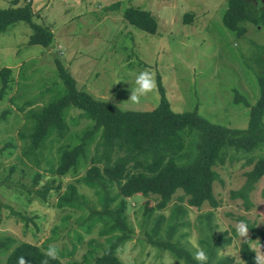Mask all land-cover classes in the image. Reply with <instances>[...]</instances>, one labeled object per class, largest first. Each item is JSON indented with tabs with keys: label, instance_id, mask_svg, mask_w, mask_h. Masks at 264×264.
<instances>
[{
	"label": "rangeland",
	"instance_id": "1",
	"mask_svg": "<svg viewBox=\"0 0 264 264\" xmlns=\"http://www.w3.org/2000/svg\"><path fill=\"white\" fill-rule=\"evenodd\" d=\"M14 1L0 0V8L11 7ZM31 1L34 22L51 30L54 38L47 48L28 45L31 29L23 22L0 35V71L2 68L11 71L9 88L0 100V116L5 114V119H0V200L5 206L1 210L0 238L11 237L14 241L9 252L0 255V264H5L10 251L21 243L45 249L49 244L55 245L62 264H94L106 245V237L99 235L101 224L85 232L78 226L83 213L59 209L57 200L73 184L89 204L98 208L93 192L83 188L81 180L92 158L100 161V168L105 167L102 148L93 142L88 162H82L76 171L64 177L52 171L59 161V146L76 144L89 122L78 110L70 109L65 116L68 133L64 138H48L35 156L30 150L33 122L28 113L38 112L65 94L55 58L72 74L79 90L122 110H154L160 101L157 89V77H160L175 113L196 109L213 124L245 129L250 108L259 98L257 77L258 68L264 69V51L260 52L264 46V25L246 24V34L237 37L223 24L227 0ZM27 2L18 0V5ZM126 8L150 12L157 21L156 32L145 33L130 25L123 18ZM185 14L192 15L191 22H184ZM256 55L261 60L259 65L255 62ZM145 70L153 74L155 87L138 103H133L129 98L135 76ZM237 92L247 103L235 101ZM123 155L116 148L109 164ZM261 157H264V146L251 153L230 151L223 162L212 167L218 174L213 184L215 207L208 202L200 208L190 207L186 197L180 200L183 193L179 190L165 210L154 209L146 216V209L157 204L156 196L127 198L126 217L133 235L119 248V260L122 264H184L168 251L157 250L148 243L161 214L165 216L161 225L164 228L172 209L180 207L182 225L176 231L175 240L193 254L196 248L203 249L199 243L201 238L205 237L211 246L212 235L217 239L218 259L229 258L232 264H245L239 250L243 242L250 240L251 232L248 229L247 236L240 238L235 226L243 220L264 230V176L249 194L248 207L242 199H233L231 192L243 186L246 173ZM36 175L39 179L34 184ZM6 178L13 184L11 189L3 185ZM20 184L32 192L49 186L56 189L42 201L25 193ZM10 208L31 221L25 224L10 214ZM206 220H209L208 227H205ZM160 233L165 235L162 230ZM249 245L256 252H264V242L260 239L252 240Z\"/></svg>",
	"mask_w": 264,
	"mask_h": 264
},
{
	"label": "trees",
	"instance_id": "2",
	"mask_svg": "<svg viewBox=\"0 0 264 264\" xmlns=\"http://www.w3.org/2000/svg\"><path fill=\"white\" fill-rule=\"evenodd\" d=\"M31 2L28 0L20 6L18 0H15L11 7L0 8V35L12 25L23 22L31 29L28 45L47 48L53 42V32L34 22ZM123 18L140 31L149 34L156 32V18L148 11L126 8ZM222 19L226 28L237 37H241L246 34V24L257 27L264 25V0H227V8ZM191 21L192 15L185 14L184 22ZM262 51L264 46L260 48V52ZM256 57L258 58L255 62L259 65L261 60L259 55ZM55 64L64 84L65 94L38 112L28 113L29 119L33 122L29 136L30 150L34 151L35 156L36 151L44 147L48 138L52 136L64 138L68 133L65 116L70 109L78 110L81 117L89 122V125L82 130L76 144L59 146V161L52 171L54 175L64 177L76 171L82 162H88V153L93 142L97 143V147L102 148L106 160L105 167L100 168L98 166L100 161L92 158V164L81 180V186L93 192V199H96L98 208L89 204L87 198L80 195L73 184H69L66 192L59 195L57 200V208H69L83 213L84 216L81 217L78 226L85 232L89 233L94 225L101 224L99 235L106 237V245L94 264H122L117 257L118 250L133 235L126 217L127 198L135 195L156 196L157 204L154 208L146 209V216H150L154 209L165 210L179 190L183 193L180 200L186 197L190 207L200 208L205 202L215 207L217 203L213 197V184L218 179V174L212 167L217 162H223L225 155L230 151L251 153L264 146L263 67L258 68L259 98L250 108L247 127L233 129L209 122L201 117L196 109L175 113L171 109L160 77H157L160 96L158 106L152 111H126L112 103L96 100L88 93L79 90L76 80L58 57L55 58ZM10 73L9 68H2L0 71V100L9 88ZM235 101L247 103L238 92ZM0 119H5V114H2ZM116 148L122 150L125 156H120L109 164ZM263 176L264 157H261L246 173L243 186L237 191H232L231 197L242 199L248 207L249 194ZM38 179L39 175H36L33 183L36 184ZM3 185L7 189L13 187L8 178ZM19 187L25 193L36 196L42 201L46 200L51 190L56 189L49 186L32 192L23 184ZM262 195L264 196V189ZM4 208L0 200V217ZM10 214L18 217L25 224L31 221V218L11 208ZM182 215V209L175 207L165 227L161 228L165 218L161 214L152 229L153 237L149 238L148 243L157 250L168 251L172 257L184 264H197L193 254L174 238L178 227L182 225L179 222ZM206 221L205 227H208L209 220ZM246 223L251 237L249 241L240 245L239 251L245 264H255L256 251L249 243L254 239L264 242V230L256 228L253 223ZM161 230L164 236L161 235ZM209 231L211 234V229ZM76 239L80 243L81 239L78 236ZM211 240L213 241L211 246L208 245L205 237L199 242L208 256L206 264H232V259L217 258L215 253L217 239L211 235ZM13 242L11 237L0 238V255L9 252ZM75 248L73 246L72 251ZM45 250L30 243H21L10 251L5 264H17L20 256L24 257L25 264H42L45 259H48V264H62L57 257L54 260L47 258Z\"/></svg>",
	"mask_w": 264,
	"mask_h": 264
},
{
	"label": "clouds",
	"instance_id": "3",
	"mask_svg": "<svg viewBox=\"0 0 264 264\" xmlns=\"http://www.w3.org/2000/svg\"><path fill=\"white\" fill-rule=\"evenodd\" d=\"M135 86L131 88L130 100L133 103H138L140 98L147 93L151 92L155 87V80L153 78V74L150 71H141L139 74L135 76L134 80ZM248 232V225L245 221H238L235 226V233L238 237H246ZM261 249V245L259 246ZM57 248L53 244H49L47 249L45 250V256L50 259H56L57 257ZM193 259L197 262V264H206L208 260V256L205 251L201 248H196L193 253ZM255 264H264V252L261 250L259 252H255ZM17 264H25V260L23 256L18 257ZM42 264H48V259H45Z\"/></svg>",
	"mask_w": 264,
	"mask_h": 264
}]
</instances>
